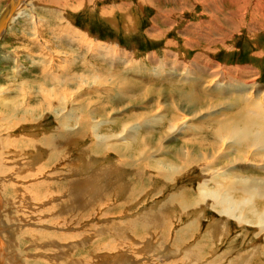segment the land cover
<instances>
[{"label": "rangeland", "instance_id": "1", "mask_svg": "<svg viewBox=\"0 0 264 264\" xmlns=\"http://www.w3.org/2000/svg\"><path fill=\"white\" fill-rule=\"evenodd\" d=\"M1 19L0 264H264V184L233 186L264 182V155L212 134L244 105L227 81L264 106V0H0Z\"/></svg>", "mask_w": 264, "mask_h": 264}, {"label": "bare ground", "instance_id": "2", "mask_svg": "<svg viewBox=\"0 0 264 264\" xmlns=\"http://www.w3.org/2000/svg\"><path fill=\"white\" fill-rule=\"evenodd\" d=\"M16 3V1H15ZM14 3V5H15ZM12 5L9 4V6L7 7V11H6V14L3 16V19L10 13H12V11L14 10L13 8H15L14 6L12 8H10ZM18 5V4H17ZM16 6V5H15ZM11 9V10H10ZM0 20V38H1V33L5 31V27L3 29H1V24H2V20ZM5 21V19H4ZM4 25V24H3ZM2 25V26H3ZM5 26V25H4ZM87 39V38H86ZM89 41V40H88ZM91 45V43H90ZM100 46V45H99ZM93 48V47H92ZM96 48V47H95ZM100 48V47H99ZM104 48V47H103ZM105 48H107L109 51L113 50L111 46L109 45H105ZM96 50H98V48H96ZM107 50V51H108ZM115 52V51H114ZM114 52L112 51V54H114ZM102 55L104 56H107L108 58H111L110 60L114 61V60H117V58H120L119 56H117L116 54H114V57H110L112 54H109V53H104L102 50H100V52ZM119 60V59H118ZM195 62V60H194ZM196 63V62H195ZM217 74L215 73V77ZM186 78L188 79L189 78V75L187 74L186 75ZM195 79V78H193ZM236 80V78H235ZM235 80L233 81H227V86H228V89H224V90H221L220 93L224 92L225 93H229V94H233V92H237V90L240 93L241 95V98H242V101H244V105L241 104V107L239 109V111L237 113H234L232 115H229V114H224L223 116L220 117V121L218 119H216L214 121L215 124H217V130L213 131L212 134H213V138L215 139V137L217 138H221V137H226L229 141L233 140V143H239V144H243V143H247V140H249L250 142V146H253L256 150V153H261L262 155H264V106L262 105L263 103L261 102H257V101H254L253 99V96L251 94L245 96L246 94V90H245V86L248 84V81H243L242 84H236L235 83ZM64 82V81H63ZM211 84V83H209ZM221 84V83H220ZM225 84V83H224ZM196 86H197V83H194V86H193V92H197V89H196ZM222 86V85H221ZM225 86V85H224ZM247 88V87H246ZM248 89V88H247ZM245 90V91H244ZM253 90V89H252ZM50 92V91H49ZM242 93H244V96L242 95ZM197 94V93H195ZM50 98V97H49ZM65 101V100H64ZM181 101V100H180ZM249 102V103H248ZM194 104V103H193ZM193 106V105H192ZM231 106V105H230ZM231 108V107H230ZM241 111V112H240ZM250 111H255V116H254V119L252 117H250L248 114V112ZM240 112V114H239ZM219 118V117H218ZM241 118V119H240ZM236 119V120H234ZM239 119V120H237ZM135 130V129H134ZM64 131V130H63ZM62 131V132H63ZM131 134V133H129ZM65 136V135H64ZM227 141V140H226ZM48 145L51 146V149H58V145L54 144V142L51 141H48L47 142ZM249 145V143L247 144ZM253 148V149H254ZM148 156V155H147ZM52 158V156H51ZM175 167V166H174ZM169 168V167H168ZM172 168V166H171ZM176 168V167H175ZM165 170V169H164ZM168 171V170H167ZM172 174V173H171ZM224 179V178H223ZM239 180V178L237 179ZM236 180V181H237ZM76 183L74 185H71L69 186L68 188L70 190H72L73 186H75L76 188H81L83 187V184H84V181H75ZM264 182L263 181H258L257 179H247V178H242L240 179L237 183H234V188H240L241 190H244L246 191L247 193H251V194H255L256 192V187L261 186ZM229 185V184H228ZM231 185V184H230ZM232 186V187H233ZM231 187V186H230ZM261 187H264L261 186ZM64 189V188H63ZM230 189V188H229ZM258 191V190H257ZM217 192V191H216ZM215 192V193H216ZM261 193V192H260ZM213 196V200L216 201L217 203L221 204L220 202H223L225 200L219 198L217 195L213 194V192L211 193ZM253 194V195H254ZM83 194L79 195L77 194V198H80ZM257 195V194H256ZM90 196H96V191H93ZM89 196V197H90ZM209 196V195H208ZM75 197V199H76ZM229 197V196H228ZM233 199V197H232ZM248 199V198H247ZM245 200L244 202H248V200ZM236 201V199H235ZM241 202V201H240ZM216 203V204H217ZM242 203V202H241ZM225 204V203H224ZM223 204V205H224ZM227 204L229 205V209L228 210H231V208L233 207H236L237 205L235 204L234 206V201L232 202L230 199L226 198V207H227ZM243 205H245V203H243ZM250 206V205H249ZM238 207H240L238 205ZM247 207V206H246ZM237 208V207H236ZM235 209V208H233ZM238 209V208H237ZM244 209V208H243ZM253 211V210H252ZM260 214V213H259ZM145 216H148L147 214H143L142 218H139V220H142L143 221V224H142V227L145 226L146 228L148 227L149 225V217H145ZM152 218V215L150 217V219ZM159 218V217H158ZM240 218V216H239ZM261 218V217H260ZM259 218V220H261ZM157 219V218H156ZM264 219V218H263ZM262 219V220H263ZM138 220V221H139ZM261 220V221H262ZM157 221H161L160 218ZM131 223V222H130ZM133 223V222H132ZM262 223V222H261Z\"/></svg>", "mask_w": 264, "mask_h": 264}, {"label": "crops", "instance_id": "3", "mask_svg": "<svg viewBox=\"0 0 264 264\" xmlns=\"http://www.w3.org/2000/svg\"><path fill=\"white\" fill-rule=\"evenodd\" d=\"M4 34H5V32H4ZM4 37H2L1 38V40H0V44L2 45L3 44V40L5 39H3ZM7 50L9 51V52H7ZM7 50H5V52H6V55L7 54H10L12 57H14V60L16 59L15 57L16 56H14L13 54L16 52V46L14 45V46H12V47H10L9 48V46L7 45ZM11 70V72H12V65H10V68H9V71Z\"/></svg>", "mask_w": 264, "mask_h": 264}, {"label": "water", "instance_id": "4", "mask_svg": "<svg viewBox=\"0 0 264 264\" xmlns=\"http://www.w3.org/2000/svg\"><path fill=\"white\" fill-rule=\"evenodd\" d=\"M5 21H7V19H5ZM4 22V21H3ZM1 29H3V26L1 25Z\"/></svg>", "mask_w": 264, "mask_h": 264}]
</instances>
